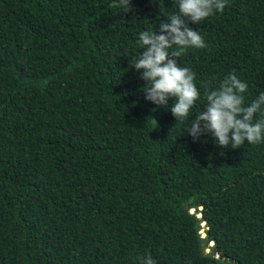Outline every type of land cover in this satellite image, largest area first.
I'll return each instance as SVG.
<instances>
[{
    "label": "trees",
    "instance_id": "obj_1",
    "mask_svg": "<svg viewBox=\"0 0 264 264\" xmlns=\"http://www.w3.org/2000/svg\"><path fill=\"white\" fill-rule=\"evenodd\" d=\"M118 2L0 0V264H264V142L186 132L205 86L235 73L245 106L264 92V0L191 25L206 47L177 58L200 92L188 124L129 67L177 0Z\"/></svg>",
    "mask_w": 264,
    "mask_h": 264
},
{
    "label": "clouds",
    "instance_id": "obj_2",
    "mask_svg": "<svg viewBox=\"0 0 264 264\" xmlns=\"http://www.w3.org/2000/svg\"><path fill=\"white\" fill-rule=\"evenodd\" d=\"M177 3L178 11L160 22L158 29L140 32L138 42L143 51L130 59L129 67L138 71L139 78L144 81L139 90L144 93L145 100L157 107H166L169 98H174L171 114L176 121L187 123L200 92L194 83L196 74L181 67L177 58L189 48L206 47L203 37L191 25L199 24L215 12H222L226 0H177ZM112 6L128 12L130 0H119ZM171 48L175 50L169 52ZM247 87L235 73L226 76L217 88L209 90L205 86L206 104L195 114V119L187 123L186 132L194 141L210 134L214 143L222 148L235 149L246 142H264V119H253L258 111H264V92L245 106L243 93ZM201 227L204 228L202 223ZM139 264H156V261L151 255H145L139 258Z\"/></svg>",
    "mask_w": 264,
    "mask_h": 264
},
{
    "label": "rangeland",
    "instance_id": "obj_3",
    "mask_svg": "<svg viewBox=\"0 0 264 264\" xmlns=\"http://www.w3.org/2000/svg\"><path fill=\"white\" fill-rule=\"evenodd\" d=\"M202 225L204 226V224L202 223ZM202 229H204L203 227H201V229L199 230V232H200V235H202V237L204 236V233H202ZM207 245L208 244H211L210 242H208V243H206ZM205 251H206V249H205Z\"/></svg>",
    "mask_w": 264,
    "mask_h": 264
}]
</instances>
